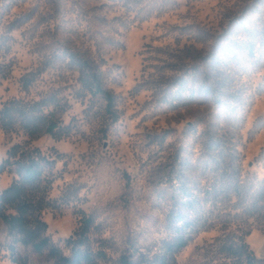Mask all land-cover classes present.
I'll return each instance as SVG.
<instances>
[{"label": "rangeland", "instance_id": "374dc122", "mask_svg": "<svg viewBox=\"0 0 264 264\" xmlns=\"http://www.w3.org/2000/svg\"><path fill=\"white\" fill-rule=\"evenodd\" d=\"M0 66V108L43 102L58 124L0 130V162L14 144L50 157L41 218L63 255L253 264L229 253L243 241L264 264V0H0ZM13 179L0 172V192ZM13 250L57 264L0 218V264Z\"/></svg>", "mask_w": 264, "mask_h": 264}, {"label": "trees", "instance_id": "16d2710c", "mask_svg": "<svg viewBox=\"0 0 264 264\" xmlns=\"http://www.w3.org/2000/svg\"><path fill=\"white\" fill-rule=\"evenodd\" d=\"M1 67V66H0ZM81 71V83L90 92L102 94L107 103V109L111 110L114 98L111 93L101 86L99 76L83 62ZM86 68V69H85ZM27 81H25L26 86ZM46 104L34 103L31 106L22 105L19 101L9 100L1 103L0 108V130H14L16 126L23 128L27 133L34 135L40 132L50 134L57 138L59 135L58 124L48 119L50 112L45 115ZM39 113H35V111ZM59 137V136H58ZM52 160L38 147H30L23 144H14L7 151L5 158L0 162V172H8L14 175L11 184L0 192V218L8 227L11 234L19 236V241L24 245H30L35 251L41 252L47 249L48 256L53 258L57 264H92L93 253L88 249L72 248L71 256H65L55 247L45 235L46 222L41 218V212L46 207V194L50 180L46 171L51 168ZM191 208V205H187ZM92 220L83 217L82 233L88 232ZM190 223L183 221V227ZM186 245V240L179 235L170 249L179 251ZM229 253L232 257L244 260L247 263H256L246 243L231 244ZM11 259L15 263L21 260L12 251ZM119 264H135L128 256H122Z\"/></svg>", "mask_w": 264, "mask_h": 264}]
</instances>
